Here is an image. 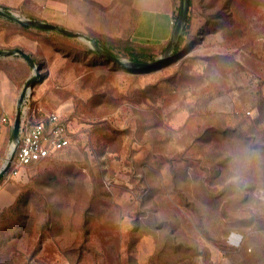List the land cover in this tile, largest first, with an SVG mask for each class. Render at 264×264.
<instances>
[{"label": "rangeland", "instance_id": "rangeland-1", "mask_svg": "<svg viewBox=\"0 0 264 264\" xmlns=\"http://www.w3.org/2000/svg\"><path fill=\"white\" fill-rule=\"evenodd\" d=\"M115 16L121 33L125 7ZM190 18L171 61L137 70L0 17V49L26 33L39 42L32 110L59 112L74 135L0 181L16 192L0 212V264H264V0H192ZM90 31L132 60L116 29ZM31 75L21 57L0 58V169Z\"/></svg>", "mask_w": 264, "mask_h": 264}, {"label": "crops", "instance_id": "crops-1", "mask_svg": "<svg viewBox=\"0 0 264 264\" xmlns=\"http://www.w3.org/2000/svg\"><path fill=\"white\" fill-rule=\"evenodd\" d=\"M119 6L126 9L121 33H118V18L115 16ZM0 7L88 36L92 35L90 30L103 34L104 27L108 26L116 29L117 37L125 36L126 40L146 46H156L159 50L162 47L165 50L176 24L171 0H142V3L141 0H0ZM3 36L4 32L0 33V46L8 47L9 45L2 40ZM20 37L22 43L19 48L31 55L33 48H37L39 42L31 39L29 33ZM7 114L5 113L4 116L9 123L10 118ZM186 120L187 117L185 122ZM15 199L14 183L0 187V212L11 206Z\"/></svg>", "mask_w": 264, "mask_h": 264}, {"label": "water", "instance_id": "water-1", "mask_svg": "<svg viewBox=\"0 0 264 264\" xmlns=\"http://www.w3.org/2000/svg\"><path fill=\"white\" fill-rule=\"evenodd\" d=\"M189 8H190V0H182L180 14L173 29L171 39L168 45L166 46L165 50L163 51V53L152 62L122 60L117 56H115L110 51H108L107 49L101 47L95 38L90 37L84 33L75 32L60 25L48 23L39 19L21 16L12 11H6L2 7H0V17L7 19L13 23H16L20 26L46 29L48 31L57 32L69 38H75V39H81L83 41H87L91 43L92 49L102 58L108 60L109 62L116 63L122 67L133 68L137 70H150L157 68L161 64L172 60L177 43L179 42L182 32L187 24V20L189 16ZM16 56L21 57L29 65V67L32 70V75L27 79L20 93V97L18 99L16 115L13 124V145L9 156L6 159L5 164L0 169V181L5 177V175L8 174L12 166L17 144L19 142L24 101L26 97L30 95L35 85L43 80L42 67L36 63L32 55H30L29 53L25 52L20 48L0 49V58H10Z\"/></svg>", "mask_w": 264, "mask_h": 264}, {"label": "built area", "instance_id": "built-area-1", "mask_svg": "<svg viewBox=\"0 0 264 264\" xmlns=\"http://www.w3.org/2000/svg\"><path fill=\"white\" fill-rule=\"evenodd\" d=\"M29 97L30 95L24 101L19 142L7 174L12 178L20 177L23 170L69 147L74 136L66 119L59 112H40L37 115L32 110ZM2 122H8L4 115Z\"/></svg>", "mask_w": 264, "mask_h": 264}, {"label": "trees", "instance_id": "trees-1", "mask_svg": "<svg viewBox=\"0 0 264 264\" xmlns=\"http://www.w3.org/2000/svg\"><path fill=\"white\" fill-rule=\"evenodd\" d=\"M191 5H192V0H190V7H191ZM5 10H7V11H10V9H8V8H5ZM178 10V13L177 14H174V22L176 23L177 22V20H178V17H179V14H180V9L178 8L177 9ZM190 22H191V18H190V8H189V16H188V20H187V25H186V27H185V31L184 32H188V26H190ZM23 28H25V29H31V28H34V27H24V26H22ZM35 29H38V30H41V31H48V30H46V29H40V28H35ZM128 42H129V44L128 45H126V46H124V48H123V51H126V53L132 58V60H136V61H146L145 59V57H147V58H149V60H153V59H155L156 58V54L155 53H157V55H158V53H160V52H163V50H164V47H162V48H160V50L158 49V47H156V46H146V45H142V44H137V43H134V42H132L131 40H127ZM182 41H183V37L181 36L180 37V40H179V42H178V44H177V52H179L180 51V46H181V44H182ZM154 47L156 48V51H149V53H147V51H145V50H143V49H141V50H139V48H147V49H151V48H153L154 49ZM154 53V54H153ZM35 59V58H34ZM104 59V58H103ZM104 60H106V59H104ZM108 61V60H107ZM29 66V65H28ZM151 70H153V69H151ZM44 78H45V76L43 75V80H44ZM193 116V115H192ZM216 121V120H215ZM214 122V120H212V123ZM212 123H210L209 121H207V122H203V125H205L206 126V128H208V130H210V129H213V128H220L222 125H219V124H212ZM216 125V126H215ZM256 126H258V124L256 123L255 124ZM239 126H237V128H238ZM236 127H232L231 126V132H233V133H235V131L236 130H239L240 132H241V129H237ZM253 128V127H252ZM257 128V127H256ZM257 129H259V128H257ZM230 130V129H229ZM223 132H225L226 133V131L224 130ZM225 133H224V136H225ZM241 133H243V132H241ZM241 139V137H239L238 138V140H240ZM245 139V138H244ZM231 140H234V137H231ZM243 140V139H242ZM248 140H253V138H248ZM253 143H255L256 144V142H253ZM254 145V144H253ZM254 149H255V147H254ZM51 157H49V158H47L46 160H48V159H50ZM46 160H44V161H46ZM13 205V204H12ZM10 207V206H9ZM6 208H8V207H6ZM5 208V209H6ZM4 209V210H5ZM3 210V211H4Z\"/></svg>", "mask_w": 264, "mask_h": 264}]
</instances>
